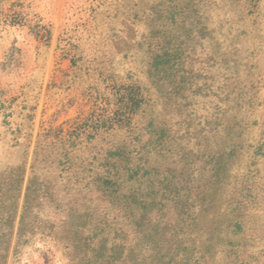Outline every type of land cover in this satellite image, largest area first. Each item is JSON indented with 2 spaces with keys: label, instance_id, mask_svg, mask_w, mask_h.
Segmentation results:
<instances>
[{
  "label": "rangeland",
  "instance_id": "obj_1",
  "mask_svg": "<svg viewBox=\"0 0 264 264\" xmlns=\"http://www.w3.org/2000/svg\"><path fill=\"white\" fill-rule=\"evenodd\" d=\"M103 255L264 264V0H0V264Z\"/></svg>",
  "mask_w": 264,
  "mask_h": 264
},
{
  "label": "trees",
  "instance_id": "obj_2",
  "mask_svg": "<svg viewBox=\"0 0 264 264\" xmlns=\"http://www.w3.org/2000/svg\"><path fill=\"white\" fill-rule=\"evenodd\" d=\"M173 88L176 89V87H173ZM118 122H119V125H122V123H123L124 121H122V120L120 119V120H118ZM26 196L28 197V193H27ZM236 226H237V227H242V226H241V222H240V221L237 222V223H236ZM162 230L167 232L166 228H163ZM89 255H90V253L87 251V252H86V257H88ZM110 257L112 258V261H108V262H111V264H146V262L144 263L145 260H142V259L140 260V257L138 258L137 255H136V257L132 258L133 261H132V262H129V263H126V262H125L126 259H124V258H122V257H112V256H110ZM107 258H109V257H105V256L103 255V257H100V258H99V261H100V262H97V264H103V263L105 264ZM102 261H103V263H102ZM151 264H156V263L151 262Z\"/></svg>",
  "mask_w": 264,
  "mask_h": 264
}]
</instances>
